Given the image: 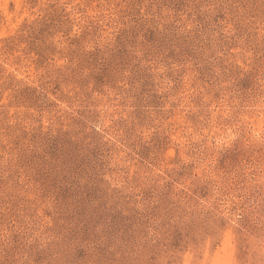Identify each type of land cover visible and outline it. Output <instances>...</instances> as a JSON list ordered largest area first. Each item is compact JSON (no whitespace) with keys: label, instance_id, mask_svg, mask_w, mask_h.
Wrapping results in <instances>:
<instances>
[{"label":"rangeland","instance_id":"1","mask_svg":"<svg viewBox=\"0 0 264 264\" xmlns=\"http://www.w3.org/2000/svg\"><path fill=\"white\" fill-rule=\"evenodd\" d=\"M0 264H264V0H0Z\"/></svg>","mask_w":264,"mask_h":264}]
</instances>
